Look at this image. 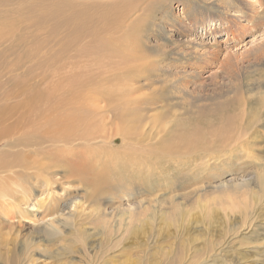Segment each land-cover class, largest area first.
Instances as JSON below:
<instances>
[{
	"label": "rangeland",
	"instance_id": "374dc122",
	"mask_svg": "<svg viewBox=\"0 0 264 264\" xmlns=\"http://www.w3.org/2000/svg\"><path fill=\"white\" fill-rule=\"evenodd\" d=\"M234 21L246 35L212 33ZM129 60L117 87L138 86L142 128L160 141L179 119L184 149H86V181L0 214V264H264V0H0V97L52 76L104 106Z\"/></svg>",
	"mask_w": 264,
	"mask_h": 264
},
{
	"label": "bare ground",
	"instance_id": "6f19581e",
	"mask_svg": "<svg viewBox=\"0 0 264 264\" xmlns=\"http://www.w3.org/2000/svg\"><path fill=\"white\" fill-rule=\"evenodd\" d=\"M257 15L255 6L251 17L245 19L252 20L254 28L257 26L254 20ZM234 23L229 26L223 23L221 24L224 26L223 29L215 28L212 33L220 34L226 31L227 39L230 40L236 35H246L249 27H245L240 21ZM47 52L48 56L56 59H61L66 54L56 50H47ZM131 60L129 61L132 62ZM130 65L129 71H124L118 76L114 75L113 79L116 83L110 90L111 98H107L108 103L106 102L104 106L83 104L71 86H63L62 82L53 80L52 76L47 77V82L40 86L37 83L28 86L20 84L14 86L9 93L3 92L0 97V214L2 216L10 220L15 219L16 205L31 200L32 192L37 186L51 192L60 184L70 183L68 178L79 177L81 181H86L84 174L88 167L86 149L107 148L115 151L118 146H113L111 142L121 138L122 147L130 145L131 150L134 149L135 142L146 143L154 139L149 131L142 128L150 117L149 114L143 113L147 108L134 107V100L130 99L135 93V87L138 86L134 87L132 84L133 88L131 85L117 87V84L127 77L132 80L136 70L141 73V65L135 60ZM61 66L68 65L62 63L60 68ZM153 66L155 63L151 68ZM155 68L157 69L156 66ZM151 78H153L151 75L147 76L148 80ZM111 82V79L107 81V83ZM130 82L126 84H131ZM120 107H122L121 112L117 110ZM105 112H112V118H106ZM257 119L256 117L254 121ZM179 123L178 119L162 140L154 139L155 146L160 145L163 152H181L188 139L187 132L179 128ZM110 124L114 129L109 134L106 128ZM245 125L248 126L247 123ZM230 131L231 134L236 132L233 128ZM79 179L77 178L78 181ZM63 202L58 206L62 211H66L69 207L75 208L77 205L75 201L71 204H63ZM65 213L61 214L62 217L57 216L58 212L56 215L54 212L51 215L47 214L49 218L43 222L47 227L56 229L61 223L69 220Z\"/></svg>",
	"mask_w": 264,
	"mask_h": 264
}]
</instances>
